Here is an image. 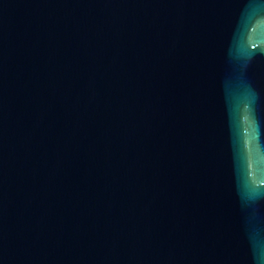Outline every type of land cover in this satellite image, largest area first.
<instances>
[{
    "label": "water",
    "instance_id": "1",
    "mask_svg": "<svg viewBox=\"0 0 264 264\" xmlns=\"http://www.w3.org/2000/svg\"><path fill=\"white\" fill-rule=\"evenodd\" d=\"M0 264H264V0H0Z\"/></svg>",
    "mask_w": 264,
    "mask_h": 264
}]
</instances>
